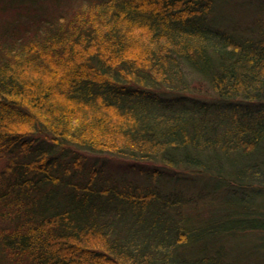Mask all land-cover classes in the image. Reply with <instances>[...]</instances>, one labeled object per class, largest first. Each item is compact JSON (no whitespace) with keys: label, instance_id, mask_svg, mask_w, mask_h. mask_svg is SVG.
I'll return each mask as SVG.
<instances>
[{"label":"trees","instance_id":"1","mask_svg":"<svg viewBox=\"0 0 264 264\" xmlns=\"http://www.w3.org/2000/svg\"><path fill=\"white\" fill-rule=\"evenodd\" d=\"M253 3L0 0V264H232L253 234L264 259Z\"/></svg>","mask_w":264,"mask_h":264},{"label":"rangeland","instance_id":"2","mask_svg":"<svg viewBox=\"0 0 264 264\" xmlns=\"http://www.w3.org/2000/svg\"><path fill=\"white\" fill-rule=\"evenodd\" d=\"M220 1V7L215 11L216 18L214 21H216L217 24L224 25L225 23L231 22L239 25L254 21L257 9L253 6V0H249V3L248 0ZM224 1L229 3V6L227 7L228 16L226 19L223 17V12L225 11V6L223 4ZM189 81L192 89L190 90L191 92H195L204 98H214L217 96L216 92L213 91L211 86H209L201 76L199 77L195 75L193 78L189 77ZM262 159V167L264 170V152ZM246 237L238 236L228 240L226 252L232 264H264V259L261 258V256H257L261 255V252L257 253L258 250H256L255 235H248Z\"/></svg>","mask_w":264,"mask_h":264}]
</instances>
